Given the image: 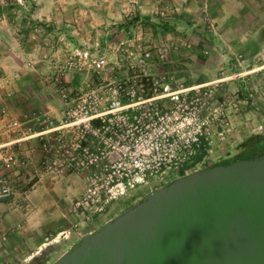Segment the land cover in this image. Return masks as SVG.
<instances>
[{
	"label": "rangeland",
	"instance_id": "rangeland-1",
	"mask_svg": "<svg viewBox=\"0 0 264 264\" xmlns=\"http://www.w3.org/2000/svg\"><path fill=\"white\" fill-rule=\"evenodd\" d=\"M237 2L0 0V13L11 16V21L20 29L17 34L28 44L22 49L26 52L20 59H13L8 65L9 72L0 68V81L7 80L9 85L12 82L11 89L18 93L14 99H21L18 104L21 114H12L13 117L45 113L49 107L61 108L59 90L62 87L99 86L119 78L122 73L135 71L165 74L184 87L202 86L213 92L216 110L223 109L230 124V136L236 135L237 141L249 135H264V47H261L264 32L258 42L255 33H244L239 22L228 21L231 16L226 14L236 9ZM39 8L63 14L28 25L33 20L24 19L22 12L27 14ZM83 53L105 59L106 67L100 76L92 74L88 62L81 57ZM71 58L82 67L81 75L60 72ZM12 76L13 81L7 79ZM236 145L221 147L227 148L228 154L213 165L238 156ZM214 152L218 154L217 150ZM178 178L171 176L170 179L172 182ZM157 181H151V190L138 187L128 197L117 200L106 215L97 216L88 227L98 230L105 221L166 185ZM52 187L63 193L66 189V195L69 194L68 185ZM78 241L72 245L61 243L60 254L56 250L47 252L49 255L37 256L33 264H53L64 254L62 251L66 253Z\"/></svg>",
	"mask_w": 264,
	"mask_h": 264
},
{
	"label": "built area",
	"instance_id": "built-area-1",
	"mask_svg": "<svg viewBox=\"0 0 264 264\" xmlns=\"http://www.w3.org/2000/svg\"><path fill=\"white\" fill-rule=\"evenodd\" d=\"M81 57L92 74L104 71L101 56ZM75 60L69 59L60 72L81 75ZM59 97V119L37 112L22 118L1 113L10 138L0 146L5 171L24 165L13 147L36 140L42 154L33 175L37 185L62 188L75 178L83 181V191L69 210L73 223L67 231L46 237L45 245L81 239L97 216L106 215L114 202L138 187L151 190L153 179L169 184L171 176L211 167L218 160L215 148L231 137L213 92L184 87L165 74L128 71L99 86L62 87ZM12 196L9 178L0 177V202Z\"/></svg>",
	"mask_w": 264,
	"mask_h": 264
},
{
	"label": "water",
	"instance_id": "water-1",
	"mask_svg": "<svg viewBox=\"0 0 264 264\" xmlns=\"http://www.w3.org/2000/svg\"><path fill=\"white\" fill-rule=\"evenodd\" d=\"M53 264H264V155L149 192Z\"/></svg>",
	"mask_w": 264,
	"mask_h": 264
},
{
	"label": "crops",
	"instance_id": "crops-1",
	"mask_svg": "<svg viewBox=\"0 0 264 264\" xmlns=\"http://www.w3.org/2000/svg\"><path fill=\"white\" fill-rule=\"evenodd\" d=\"M238 1L236 9L226 14L231 16L228 21H231V23L237 21V24L239 22L242 26L241 31L255 33V39L258 41V37H261V33L264 32V0ZM5 14L0 13V68L9 72L8 65L13 63V59L14 61H17V58L20 59L23 52H26L22 49H26L28 44H24L17 34L20 29L11 21V16ZM22 14L24 19L29 20L30 18V20H33V23H28V25L33 26L34 23L37 24L38 20H47L49 16L54 17L63 13L39 8L31 10L27 14L22 12ZM261 47H264V45ZM11 78L13 76L7 77V79ZM11 81L13 80L11 79ZM11 85L12 82L9 85L7 80L0 81V146L10 140L2 127L6 120V117L1 116L2 111H5L7 116H19L21 114V107L18 105L21 99H14L17 91L11 89ZM44 112L57 119L61 118L62 114L61 108L58 107H49ZM250 136L252 135L247 136L242 141H237L236 135H233L221 143L219 147H216L218 149L215 148L218 153L217 157L221 158L223 155L228 154L225 151L227 148H221L225 144H230V146L231 144H238L236 148L239 150ZM13 150L16 152L19 163L24 165H20L8 173L3 169L0 162V177H8L13 189V196L0 202V264H33L39 255H45L55 250L60 254L59 246L61 243L71 242L72 245L73 242L78 240L71 238L62 240L60 244L45 245L46 237L67 231L73 223L69 209L74 198L82 193L83 181L81 178L71 180L68 195L65 193L66 189L63 193V191L56 190V188L52 187L51 189L50 185L37 186L38 183L33 179V175L42 159L38 141L33 140L22 143L14 146ZM107 222L105 221L103 224ZM95 230H91L87 234Z\"/></svg>",
	"mask_w": 264,
	"mask_h": 264
},
{
	"label": "trees",
	"instance_id": "trees-1",
	"mask_svg": "<svg viewBox=\"0 0 264 264\" xmlns=\"http://www.w3.org/2000/svg\"><path fill=\"white\" fill-rule=\"evenodd\" d=\"M240 154L232 159L225 160L222 162H218L217 164L211 166H217V165H223L226 163H232L237 160H243V159H250L257 156L264 155V135H252L250 136L240 147ZM191 168V167H190ZM205 169V168H204ZM185 176L184 173L180 175V177Z\"/></svg>",
	"mask_w": 264,
	"mask_h": 264
}]
</instances>
